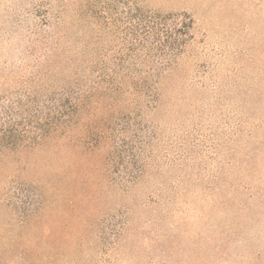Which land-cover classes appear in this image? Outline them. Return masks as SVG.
Segmentation results:
<instances>
[{"label":"rangeland","instance_id":"374dc122","mask_svg":"<svg viewBox=\"0 0 264 264\" xmlns=\"http://www.w3.org/2000/svg\"><path fill=\"white\" fill-rule=\"evenodd\" d=\"M36 3L53 22L65 7L60 23L112 54L145 9L190 16L162 104L133 116L135 130L103 128L107 143L85 132L37 145L18 104ZM9 243L45 264H264V0H0V249Z\"/></svg>","mask_w":264,"mask_h":264},{"label":"trees","instance_id":"16d2710c","mask_svg":"<svg viewBox=\"0 0 264 264\" xmlns=\"http://www.w3.org/2000/svg\"><path fill=\"white\" fill-rule=\"evenodd\" d=\"M33 10L39 20L33 24L35 37L28 47L35 53L32 74L24 81L29 94L26 102L18 104L26 106L23 111H30L35 120L37 145L47 138L56 140L74 133L81 142L85 132L107 143L112 137L103 128L114 131L121 124L120 134L135 130L136 124L130 122L133 116L162 104L165 81L194 23L187 14L145 9L139 20L118 36L123 46L112 54L108 49L98 50L92 35L82 39L76 24H61L65 7L54 15L55 22L37 13L42 11L41 3ZM156 62H160L159 69L131 67ZM5 112L12 113L11 109ZM35 250L32 244L9 243L0 249V264H45L39 262L41 254Z\"/></svg>","mask_w":264,"mask_h":264}]
</instances>
